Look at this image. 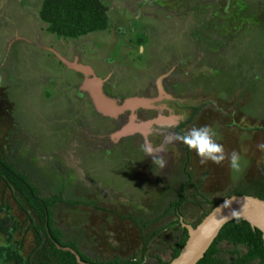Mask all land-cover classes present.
<instances>
[{
	"label": "rangeland",
	"instance_id": "374dc122",
	"mask_svg": "<svg viewBox=\"0 0 264 264\" xmlns=\"http://www.w3.org/2000/svg\"><path fill=\"white\" fill-rule=\"evenodd\" d=\"M102 1L109 26L70 39L45 30L41 0H0V146L42 194L63 191L83 202L58 203L54 218L87 255L138 258L143 239L161 228L146 244L143 263L167 260L182 232L177 214L142 232L129 215L139 225L156 218L190 178L178 212L180 223L193 225L212 201L264 167L257 148L264 142V0ZM92 76L121 108L115 115L97 110L81 87ZM130 99L139 101L126 105ZM194 106L200 109L181 126ZM203 125L218 133L226 153H240L241 172L227 159L201 164L179 139ZM3 188L0 182V199L23 221ZM16 238L26 255L32 231ZM219 247L232 248L225 241Z\"/></svg>",
	"mask_w": 264,
	"mask_h": 264
},
{
	"label": "trees",
	"instance_id": "16d2710c",
	"mask_svg": "<svg viewBox=\"0 0 264 264\" xmlns=\"http://www.w3.org/2000/svg\"><path fill=\"white\" fill-rule=\"evenodd\" d=\"M38 17L45 24L47 32L62 38L75 39L90 32L103 31L109 26L108 8L102 0H41ZM193 108L191 116L181 126L192 120L200 106ZM261 130L264 132L263 128ZM189 181L190 178L181 184L178 198L171 200L168 207L156 218L144 220L141 225L133 215H129L128 218L141 232L148 223L168 213L177 214L176 222L181 225L178 210L185 200L183 190ZM0 182L4 185L2 191L8 189L16 207L25 214L24 220L20 222L12 214L10 203L1 197L0 264H79L75 253L83 262L93 264H168L177 256L188 237L186 228L182 227V232L170 244V257L167 260L155 256L154 261L143 263L146 244L161 231V228L153 230L143 239V248L138 258L118 256L109 259L92 258L80 249L77 239L66 237L64 231L55 225L54 208L58 203L76 205L83 202L65 197L63 191L42 194L41 187L33 181L31 173L20 169L16 162L9 160L1 146ZM195 188L197 191L199 184H195ZM234 194L253 195L264 200V167L257 177L246 184L236 186L225 197ZM220 200L212 201V205L193 226L198 224ZM24 222H27L25 227ZM28 231H32L33 246L24 255L21 252L23 239L16 238V234L21 233L24 236ZM224 241L231 244L232 248L222 250L219 244ZM223 252H228L233 259L225 258ZM195 264H264V237L259 229L253 228L246 220L234 218L220 228L203 256Z\"/></svg>",
	"mask_w": 264,
	"mask_h": 264
},
{
	"label": "water",
	"instance_id": "95a60500",
	"mask_svg": "<svg viewBox=\"0 0 264 264\" xmlns=\"http://www.w3.org/2000/svg\"><path fill=\"white\" fill-rule=\"evenodd\" d=\"M70 66L86 76L92 72L88 66L74 64ZM81 87L89 92L93 104L100 112L115 115L116 110L121 109L114 107L113 101L102 93L101 80L97 77H85ZM137 101L139 99L126 100V105ZM234 218L246 220L253 228L259 229L264 237V200L247 194L230 195L214 205L195 226L181 221L182 226L187 230L188 237L177 256L172 258L168 264H195L203 256L220 228ZM70 250L75 253L72 249ZM75 257L79 264H93L83 262L77 253Z\"/></svg>",
	"mask_w": 264,
	"mask_h": 264
},
{
	"label": "clouds",
	"instance_id": "9594fccd",
	"mask_svg": "<svg viewBox=\"0 0 264 264\" xmlns=\"http://www.w3.org/2000/svg\"><path fill=\"white\" fill-rule=\"evenodd\" d=\"M218 133L209 125L191 127L179 139L190 150L194 151L200 158L201 164L209 162L222 165L227 159L229 167L233 172L239 173L242 170L241 155L233 150L226 153L224 145L217 140ZM257 148L264 151V142L259 143Z\"/></svg>",
	"mask_w": 264,
	"mask_h": 264
},
{
	"label": "flooded vegetation",
	"instance_id": "af4514ba",
	"mask_svg": "<svg viewBox=\"0 0 264 264\" xmlns=\"http://www.w3.org/2000/svg\"><path fill=\"white\" fill-rule=\"evenodd\" d=\"M162 143H163V140H162ZM181 187V186H180ZM233 258H230V260H232Z\"/></svg>",
	"mask_w": 264,
	"mask_h": 264
}]
</instances>
